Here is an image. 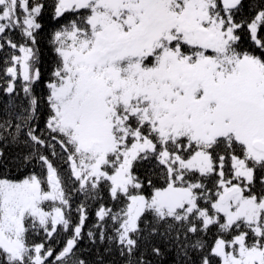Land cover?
<instances>
[{"label": "snow or ice", "instance_id": "snow-or-ice-1", "mask_svg": "<svg viewBox=\"0 0 264 264\" xmlns=\"http://www.w3.org/2000/svg\"><path fill=\"white\" fill-rule=\"evenodd\" d=\"M0 264H264V0H0Z\"/></svg>", "mask_w": 264, "mask_h": 264}]
</instances>
